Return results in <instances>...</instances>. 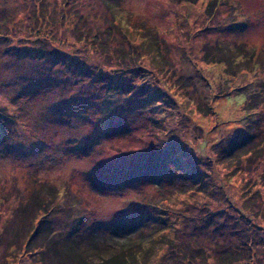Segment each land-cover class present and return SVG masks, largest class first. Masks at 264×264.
<instances>
[{
    "label": "rangeland",
    "instance_id": "374dc122",
    "mask_svg": "<svg viewBox=\"0 0 264 264\" xmlns=\"http://www.w3.org/2000/svg\"><path fill=\"white\" fill-rule=\"evenodd\" d=\"M44 231L264 264V0H0V264Z\"/></svg>",
    "mask_w": 264,
    "mask_h": 264
},
{
    "label": "trees",
    "instance_id": "16d2710c",
    "mask_svg": "<svg viewBox=\"0 0 264 264\" xmlns=\"http://www.w3.org/2000/svg\"><path fill=\"white\" fill-rule=\"evenodd\" d=\"M242 153L260 154L259 146L253 145L245 148ZM46 235V231H44L39 236L34 237L32 243L28 239L29 242L27 241L26 245L29 249L40 251L41 260H44L46 257L51 258L50 262L52 264H136V261L146 260L152 248V245L146 244L152 243L151 241L126 244V241H114L103 238L98 241L89 239L88 243L92 246L87 249L88 245L79 246V240L65 237L61 240L65 245L60 249L59 246L53 243L57 239V236L50 235L47 237ZM97 243H102V246H99ZM116 243H119L117 245L118 249L115 247ZM47 249H50V252Z\"/></svg>",
    "mask_w": 264,
    "mask_h": 264
}]
</instances>
